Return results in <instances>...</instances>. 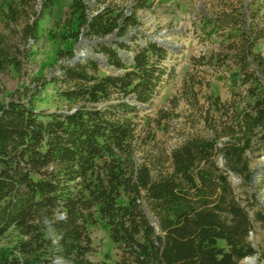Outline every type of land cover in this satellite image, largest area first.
<instances>
[{
  "label": "trees",
  "instance_id": "16d2710c",
  "mask_svg": "<svg viewBox=\"0 0 264 264\" xmlns=\"http://www.w3.org/2000/svg\"><path fill=\"white\" fill-rule=\"evenodd\" d=\"M234 1L222 0L216 14L202 19L207 36H221V47L192 60L230 79V98L206 92L200 114L207 134L138 163L140 146L155 139L138 137V119H146L143 106L169 78L172 48L153 37L136 42L144 36L136 16L112 0H94L95 13L88 0H72L48 33L68 44L58 50L65 59L58 73L4 98L2 76L24 72L31 43L57 0H0V238L17 233L13 246L0 250V264H240L256 253L249 235L257 192L247 188L255 181L251 157L264 155V55L258 49L264 23L260 7ZM109 36H116L114 43ZM83 37L99 39L97 52L77 57L74 46ZM123 50L133 52L131 59ZM92 53L104 55L109 68ZM47 81L64 109L37 106ZM197 85L209 89L211 82L185 78L183 92L195 104ZM169 117L165 111L157 120ZM260 174L264 188V161ZM234 175L243 180L248 204ZM255 219L264 223L262 210ZM98 224L119 250L112 263L91 258V227Z\"/></svg>",
  "mask_w": 264,
  "mask_h": 264
},
{
  "label": "rangeland",
  "instance_id": "374dc122",
  "mask_svg": "<svg viewBox=\"0 0 264 264\" xmlns=\"http://www.w3.org/2000/svg\"><path fill=\"white\" fill-rule=\"evenodd\" d=\"M118 8H122L128 15L134 13L139 25L137 29L144 36H139L136 42L144 43L146 37L161 38L163 42L172 47L170 56L166 60V65L171 69L169 78L159 86L152 101L143 106L141 115L146 117L138 119L142 121L139 124L138 132L141 137H147L154 134L155 139L140 146L136 153V161L142 162L164 151L170 150L181 143L187 137L194 134H207V130L201 117L202 105L205 101L206 92L214 95L218 94L223 100H228L231 96L232 81L230 79L219 78L210 74V68L207 65H194L193 57H200L202 54H209L219 49L220 37L216 33L210 38L209 28L204 30L203 17L213 15L222 7V0H112ZM72 0H57L53 13L46 15L40 27V36L37 41L31 43V55L25 65L22 74L16 71H9L1 78L3 90L2 97L7 98L14 92L33 86V82L41 80H50L54 72L58 73L60 64L65 59L59 58L58 50L68 48V44L59 40H53L48 35L49 30L56 29L55 24L65 17ZM235 3L237 0L234 1ZM250 3L253 9L260 7V22L264 23V0H245ZM91 13H95L99 6L94 0H88ZM135 29H131L128 35L134 34ZM127 35V36H128ZM116 36L106 38L110 43H114ZM130 36L127 38L130 41ZM99 41V39H98ZM95 39L83 37V41L75 44L76 52L85 51L86 56L91 51H95L98 42ZM135 43V41H132ZM258 49L264 55V40L259 44ZM101 54V53H99ZM125 59H131L133 52L122 51ZM114 72L116 70L112 69ZM193 74L197 77H207L211 82V87L207 89L197 85L195 90L199 95L197 104L189 102L183 92L184 80ZM48 82V81H47ZM201 88V89H200ZM53 85L46 83L45 89L38 95V107L49 111L64 109L62 101L56 99ZM58 97V96H57ZM169 112L171 117L158 122L162 112ZM156 119V120H154ZM150 120L151 122H147ZM161 125V127H159ZM149 139V137H147ZM221 160V159H220ZM264 155H254L251 157V168L256 171L261 169ZM261 174L255 176V181L251 189L257 192V204L250 208V216L253 221V229L250 232L249 240L256 249V253L243 259L240 264H247L248 258H254L257 264H264V223L255 219V212L262 210L264 213V188H261L259 181ZM232 183L236 192L242 198L244 204H248L246 199V187L243 186V180L238 175L231 176ZM17 233L10 231L0 238V250L13 246ZM91 235L96 246V251L91 255L93 260H106L109 263L119 258V250L109 237L108 229L103 224L91 227ZM61 264H70L60 260ZM55 264V263H53Z\"/></svg>",
  "mask_w": 264,
  "mask_h": 264
},
{
  "label": "water",
  "instance_id": "95a60500",
  "mask_svg": "<svg viewBox=\"0 0 264 264\" xmlns=\"http://www.w3.org/2000/svg\"><path fill=\"white\" fill-rule=\"evenodd\" d=\"M153 38H154V37H153ZM154 39H156V40L162 42L163 44H165L166 46H168V47H170V48L173 47V46H171L170 44L163 42L164 40H162L161 38H154ZM80 42H81V41H80ZM80 42H78V43H80ZM76 55H77V57L85 56V51H84V50H81L80 52H77ZM92 55H94L95 57L99 58V60H100V62H101V66H102L103 68H109V65L107 64V61H106V58H105L104 55H101V54H98V53H92ZM220 163L223 164V160H222V159L220 160ZM260 172H261V169L259 168V169H257V170L255 171L254 175L257 177V176H259ZM150 219H151V221L153 222V224H154L155 226L158 225V220H157L156 218L150 217ZM54 263H55V264H61V263H60V260H56Z\"/></svg>",
  "mask_w": 264,
  "mask_h": 264
},
{
  "label": "bare ground",
  "instance_id": "6f19581e",
  "mask_svg": "<svg viewBox=\"0 0 264 264\" xmlns=\"http://www.w3.org/2000/svg\"><path fill=\"white\" fill-rule=\"evenodd\" d=\"M245 261H247V264H257V263L255 262V259H254V258H248V259L245 260Z\"/></svg>",
  "mask_w": 264,
  "mask_h": 264
}]
</instances>
